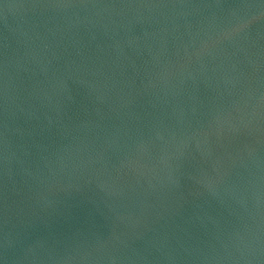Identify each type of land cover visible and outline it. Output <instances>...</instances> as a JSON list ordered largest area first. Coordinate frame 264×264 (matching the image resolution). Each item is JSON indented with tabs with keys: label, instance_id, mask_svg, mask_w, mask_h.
Returning a JSON list of instances; mask_svg holds the SVG:
<instances>
[{
	"label": "water",
	"instance_id": "obj_1",
	"mask_svg": "<svg viewBox=\"0 0 264 264\" xmlns=\"http://www.w3.org/2000/svg\"><path fill=\"white\" fill-rule=\"evenodd\" d=\"M0 264H264V0H0Z\"/></svg>",
	"mask_w": 264,
	"mask_h": 264
}]
</instances>
